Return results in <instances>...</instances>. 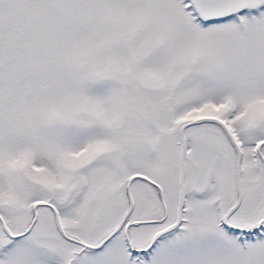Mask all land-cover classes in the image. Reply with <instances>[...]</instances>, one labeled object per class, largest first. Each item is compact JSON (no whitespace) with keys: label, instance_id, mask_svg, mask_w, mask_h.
<instances>
[{"label":"snow or ice","instance_id":"obj_1","mask_svg":"<svg viewBox=\"0 0 264 264\" xmlns=\"http://www.w3.org/2000/svg\"><path fill=\"white\" fill-rule=\"evenodd\" d=\"M0 264H264V0H0Z\"/></svg>","mask_w":264,"mask_h":264}]
</instances>
